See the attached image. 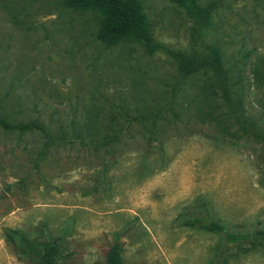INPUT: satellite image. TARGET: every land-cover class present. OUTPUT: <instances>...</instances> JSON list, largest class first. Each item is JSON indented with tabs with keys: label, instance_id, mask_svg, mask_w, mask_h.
Instances as JSON below:
<instances>
[{
	"label": "rangeland",
	"instance_id": "obj_1",
	"mask_svg": "<svg viewBox=\"0 0 264 264\" xmlns=\"http://www.w3.org/2000/svg\"><path fill=\"white\" fill-rule=\"evenodd\" d=\"M154 39L221 53L182 78L165 53L97 38L100 17L64 0H0V264H264V0L217 5L206 22L170 0H138ZM191 221L193 226H188ZM17 231L10 238L7 231Z\"/></svg>",
	"mask_w": 264,
	"mask_h": 264
},
{
	"label": "trees",
	"instance_id": "obj_2",
	"mask_svg": "<svg viewBox=\"0 0 264 264\" xmlns=\"http://www.w3.org/2000/svg\"><path fill=\"white\" fill-rule=\"evenodd\" d=\"M180 6L196 11L202 22H206L217 3L211 2L204 8L197 6V0H170ZM64 5L69 8H77L96 13L100 17L97 38L106 46H116L125 42L141 45L147 52L165 53L173 58L177 64L178 74L186 78L200 69H209L221 81L225 80V72L222 67L221 53L218 47H211L205 55L189 56L181 51H172L163 44L158 43L151 32L149 21L143 13L138 0H64ZM0 127L4 130H16L18 132L38 131L46 138H52L47 128L38 121L26 123H14L0 117ZM193 226L191 221L186 222ZM199 228L208 232L219 233L229 245L249 243L259 245L264 241V228L255 232L233 233L228 226L217 221L203 224L197 221ZM10 238H18L17 231H7ZM59 250L57 243H49L40 251L38 258L40 264H57L55 256ZM107 264H122L121 249L115 244L108 253Z\"/></svg>",
	"mask_w": 264,
	"mask_h": 264
}]
</instances>
